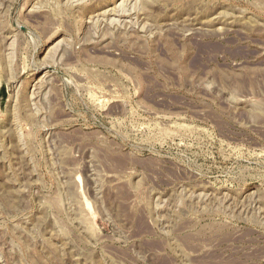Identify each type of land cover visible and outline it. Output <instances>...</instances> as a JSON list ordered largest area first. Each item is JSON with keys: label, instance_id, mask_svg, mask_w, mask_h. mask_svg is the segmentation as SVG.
I'll use <instances>...</instances> for the list:
<instances>
[{"label": "rangeland", "instance_id": "rangeland-1", "mask_svg": "<svg viewBox=\"0 0 264 264\" xmlns=\"http://www.w3.org/2000/svg\"><path fill=\"white\" fill-rule=\"evenodd\" d=\"M0 264H264V0H0Z\"/></svg>", "mask_w": 264, "mask_h": 264}]
</instances>
